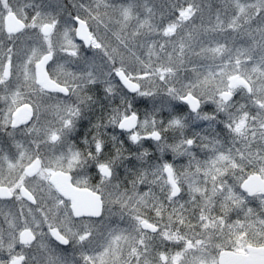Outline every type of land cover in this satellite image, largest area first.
Listing matches in <instances>:
<instances>
[{"label":"snow or ice","instance_id":"1","mask_svg":"<svg viewBox=\"0 0 264 264\" xmlns=\"http://www.w3.org/2000/svg\"><path fill=\"white\" fill-rule=\"evenodd\" d=\"M149 3L0 0V264H264V0Z\"/></svg>","mask_w":264,"mask_h":264},{"label":"flooded vegetation","instance_id":"2","mask_svg":"<svg viewBox=\"0 0 264 264\" xmlns=\"http://www.w3.org/2000/svg\"><path fill=\"white\" fill-rule=\"evenodd\" d=\"M12 2H14V4L16 3L13 0H12ZM9 16H11V15H9ZM11 19H12V21H15V26H16L17 22H16L15 17L12 16ZM6 22H7V19H6ZM96 94H97L98 99L100 100V104L106 103V101L103 100V93L101 91H98ZM61 95H63V94H61ZM100 104H97V105L93 106V110L89 111V112H86L85 117L78 122L76 132L73 134V136L75 137V142L77 144H79L82 141V139H83V137H84V135L86 133L90 134V130H91L90 121L92 123H95L96 118L101 115ZM0 107H2V105H0ZM41 116H42V119H46V120H51L52 119V115L50 113H43L42 112ZM204 127H206V122H197L196 124H193V126H192L193 130L202 129ZM222 127H223L222 125H217V131H220L222 129ZM117 132H119L118 129H117ZM221 136L223 137V133H221ZM18 138H20V137H18ZM153 144H154V142L147 141L145 143V147H147L149 149V151L153 155V157H156V156L159 155V153H157V151L155 149V146H153ZM196 153H197V156L200 159H204L205 158V152H201L199 149H196ZM170 154H172V153H170ZM125 155H127V153H125ZM169 156H164L163 158L165 160L169 161V162L175 163L178 167L181 166V165H186L187 164V160L183 161V162H179L178 160H180L179 159L180 157H177L176 160H172V158H173V157L171 158L172 155H169ZM150 162H154V161H150ZM135 163L139 165V162H135ZM247 171H250V169H248ZM120 172L123 173V168L120 169ZM88 175L90 177V182L91 183L94 184V183L97 182L98 177H96V173H95L94 169H90ZM8 179L14 180L15 179V175L9 176ZM226 179H228L229 183L233 182L231 177H226ZM241 191H243V190L241 189ZM185 198H187V197H185ZM249 199H250L249 207L257 208L258 207V202L255 201V200H251V198H249ZM80 207L82 208V210H87L89 205L88 204H81ZM232 218L233 219L236 218L235 213L232 214ZM16 223H22V221H20L18 219L16 221ZM117 223H119L121 227H124V226L127 225V220L125 219L124 221H120L118 218L112 217L111 220L105 221V225L117 224ZM3 230H4L5 234H6L7 231H8V225L6 223L3 224ZM43 230L46 232L47 231V227L45 226ZM32 251H35V249H33Z\"/></svg>","mask_w":264,"mask_h":264},{"label":"rangeland","instance_id":"3","mask_svg":"<svg viewBox=\"0 0 264 264\" xmlns=\"http://www.w3.org/2000/svg\"><path fill=\"white\" fill-rule=\"evenodd\" d=\"M15 2H17V0H13ZM43 2L45 4H51L53 7H55L58 3L60 5H63V4H66V3H69V0H43ZM79 3H84V4H90L92 2V0H78ZM13 5L14 2H12ZM137 3L139 5L138 7V11L140 12V15L141 17H143L144 15V12H143V0H137ZM210 3L213 4V6L215 7H219L220 4L222 3V0H210ZM165 4V0H150V3H149V6H155L157 8V14L156 16L154 17V22L155 23H160L161 22V17H160V11H163V5ZM70 6V5H69ZM90 23H92L90 21ZM105 23H109L107 19H105ZM109 28H115V25L112 24V23H109ZM99 35L102 36V37H106L107 40H111L112 41V44L113 46L115 45V40H113L112 36H111V32H108L107 34L105 33V29L104 27H100L99 29ZM241 43L243 41H240ZM86 56H91L92 53L91 52H86L85 53ZM127 56V54H126ZM101 62V58L100 57H97V63L99 64ZM102 93V89L100 90ZM235 99H239V96L235 97ZM118 102V101H117ZM151 107V102L148 101L146 98H140V97H137V103H136V108L141 112L143 113L146 109L150 108ZM203 111L205 112H208V113H211L214 111V105L212 104H206L203 106ZM193 126V125H192ZM192 126L187 130V134H191V132L193 131V128ZM199 128V127H198ZM201 129H197L195 131H200ZM175 134L171 131H169L168 133H166V136L168 137V142L169 143H172L173 140H172V137L174 136ZM224 136V134H223ZM153 146H155L153 144ZM171 152H167L164 154V156H169V155H172L170 154ZM170 157V156H169ZM173 157V155L171 156V158ZM180 160H178L179 162H183V161H186L187 160V157H184V156H179ZM177 157H173L172 160H176ZM137 167H140V164H136ZM247 171V170H246ZM16 178V177H15Z\"/></svg>","mask_w":264,"mask_h":264},{"label":"water","instance_id":"4","mask_svg":"<svg viewBox=\"0 0 264 264\" xmlns=\"http://www.w3.org/2000/svg\"><path fill=\"white\" fill-rule=\"evenodd\" d=\"M11 17H12V16H8L6 24H7L8 26H10V27H15V21H12ZM68 191H69V193H70L71 195H77V194L73 193V192L71 191V189H68ZM78 195L81 196V197H84L85 199H87L86 196H85V194H83V193H80V194H78Z\"/></svg>","mask_w":264,"mask_h":264}]
</instances>
